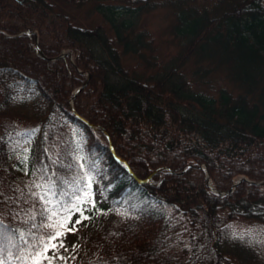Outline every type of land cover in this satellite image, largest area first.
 I'll return each instance as SVG.
<instances>
[{
  "label": "trees",
  "instance_id": "obj_1",
  "mask_svg": "<svg viewBox=\"0 0 264 264\" xmlns=\"http://www.w3.org/2000/svg\"><path fill=\"white\" fill-rule=\"evenodd\" d=\"M68 3L0 0V243L91 178L76 264H264V0Z\"/></svg>",
  "mask_w": 264,
  "mask_h": 264
},
{
  "label": "snow or ice",
  "instance_id": "obj_2",
  "mask_svg": "<svg viewBox=\"0 0 264 264\" xmlns=\"http://www.w3.org/2000/svg\"><path fill=\"white\" fill-rule=\"evenodd\" d=\"M92 180L89 179L86 188L87 191L83 192L82 195H77L75 202L66 201L59 204L60 209L63 210V215H59L57 211H50L49 215L45 218L50 223L44 224L45 227L51 229L50 233L46 238H39L35 244L31 245L30 250L24 254L20 255L19 253H12L11 247H7L3 243H0V264H11V262L7 259V256H14L16 260L20 262V264H54V260L63 259L56 255L59 248L64 247V244L61 240L62 237L66 235L67 232L75 231V224H80L83 220L88 219L89 217L84 215L85 209L81 208L82 204H90L92 208L95 207V201L92 198ZM37 187H41L37 185ZM48 193L45 192V196ZM3 196V193H0V197ZM41 199L44 196L40 197ZM4 200H0V204L4 203ZM51 203V201H49ZM91 210V209H87ZM75 212L80 213L79 219L75 221V224L72 228H68V224L72 223V215ZM58 217V218H57ZM4 228L2 217H0V229ZM9 241H11V237H8ZM15 247V245H12ZM7 248V255L5 254ZM52 255H49V253Z\"/></svg>",
  "mask_w": 264,
  "mask_h": 264
},
{
  "label": "rangeland",
  "instance_id": "obj_3",
  "mask_svg": "<svg viewBox=\"0 0 264 264\" xmlns=\"http://www.w3.org/2000/svg\"><path fill=\"white\" fill-rule=\"evenodd\" d=\"M55 3L66 7V11H70L68 8V0H53ZM123 11L124 9H120ZM71 12V11H70ZM72 13V12H71ZM100 21L98 16H95L89 23H97ZM101 197V193L97 192L95 194V198L99 200ZM84 215L89 217L86 220H83L80 224H75V221L79 219L80 213L75 212L72 215V223L68 224V228H72L75 224L74 232H67L64 237L61 238L64 247L59 248L56 255L63 257V259L54 260V264H76L83 250V236L89 230V227L92 225V218L88 211H84ZM49 255H52L50 252ZM47 264V262H45Z\"/></svg>",
  "mask_w": 264,
  "mask_h": 264
},
{
  "label": "water",
  "instance_id": "obj_4",
  "mask_svg": "<svg viewBox=\"0 0 264 264\" xmlns=\"http://www.w3.org/2000/svg\"><path fill=\"white\" fill-rule=\"evenodd\" d=\"M38 50H39V53H40V55L41 56H43V57H46V55L44 54V52L40 49V48H38ZM62 56H65V54H62ZM81 88H79L78 90H76L75 91V93H74V96L76 95V93L80 90ZM101 129H103V130H105L104 128H101ZM111 149H112V151L115 153V149H114V147L111 145ZM120 159V158H119ZM121 160V159H120ZM204 169H206V166L205 165H203L202 166ZM208 180H209V184L211 185V180H210V177L208 176ZM240 181V180H239ZM238 181V182H239ZM237 182V183H238ZM233 189H234V187L231 189V190H229L228 192H224V191H217V192H219L221 195H225V194H227V193H230V192H232L233 191Z\"/></svg>",
  "mask_w": 264,
  "mask_h": 264
}]
</instances>
